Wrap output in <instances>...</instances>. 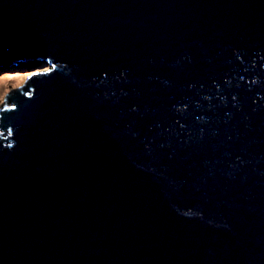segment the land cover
<instances>
[{"label":"water","instance_id":"water-1","mask_svg":"<svg viewBox=\"0 0 264 264\" xmlns=\"http://www.w3.org/2000/svg\"><path fill=\"white\" fill-rule=\"evenodd\" d=\"M0 264H264V0H0Z\"/></svg>","mask_w":264,"mask_h":264},{"label":"rangeland","instance_id":"rangeland-1","mask_svg":"<svg viewBox=\"0 0 264 264\" xmlns=\"http://www.w3.org/2000/svg\"><path fill=\"white\" fill-rule=\"evenodd\" d=\"M21 56L25 57V61H27V65H21L18 64V66H12L9 67L11 73L13 75H16L15 73H18L16 71H20V77L16 78V77H12L11 75L7 74V75H1L4 74L6 71H8V67H3L0 69V109H2L4 107V96L8 90L9 87H11L14 83H16L17 81L29 76L30 74H32L33 72H35L36 70H38L40 68L39 64H30L29 63L32 61L31 59L27 58V55L25 53L20 54ZM22 66V67H21ZM13 72V73H12ZM19 74V73H18Z\"/></svg>","mask_w":264,"mask_h":264},{"label":"bare ground","instance_id":"bare-ground-1","mask_svg":"<svg viewBox=\"0 0 264 264\" xmlns=\"http://www.w3.org/2000/svg\"><path fill=\"white\" fill-rule=\"evenodd\" d=\"M1 65V64H0ZM22 66H23V64H22ZM10 68H8V71H6L4 74H1V75H7V74H9V75H11L12 77H13V74H10L11 73V71L9 70ZM17 72V71H16ZM13 73V72H12ZM16 75H18V73H15ZM20 74V73H19ZM15 77V76H14ZM18 77H20V75L19 76H16V78H18ZM0 79H2V78H0ZM1 81V80H0Z\"/></svg>","mask_w":264,"mask_h":264},{"label":"clouds","instance_id":"clouds-1","mask_svg":"<svg viewBox=\"0 0 264 264\" xmlns=\"http://www.w3.org/2000/svg\"><path fill=\"white\" fill-rule=\"evenodd\" d=\"M18 64H19V63H18ZM18 64H16V63H15V64H12L10 67H12V66H18ZM21 65H22V64H21ZM8 68H9V67H8Z\"/></svg>","mask_w":264,"mask_h":264},{"label":"trees","instance_id":"trees-1","mask_svg":"<svg viewBox=\"0 0 264 264\" xmlns=\"http://www.w3.org/2000/svg\"><path fill=\"white\" fill-rule=\"evenodd\" d=\"M21 67H22V66H21ZM0 69H1V68H0ZM17 72H18V73H20V71H17ZM19 75H20V74H18V75H13V76H15V77H16V76H19Z\"/></svg>","mask_w":264,"mask_h":264}]
</instances>
